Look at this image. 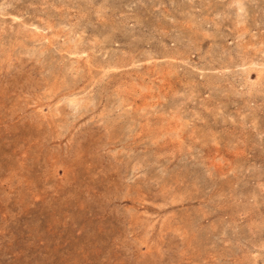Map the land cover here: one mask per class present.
<instances>
[{
  "label": "rangeland",
  "instance_id": "obj_1",
  "mask_svg": "<svg viewBox=\"0 0 264 264\" xmlns=\"http://www.w3.org/2000/svg\"><path fill=\"white\" fill-rule=\"evenodd\" d=\"M0 264H264V0H0Z\"/></svg>",
  "mask_w": 264,
  "mask_h": 264
}]
</instances>
